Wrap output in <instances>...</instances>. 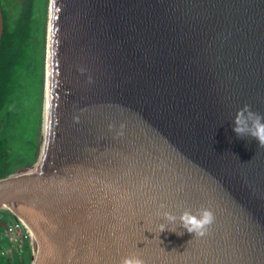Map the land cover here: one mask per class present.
<instances>
[{
  "label": "water",
  "instance_id": "water-1",
  "mask_svg": "<svg viewBox=\"0 0 264 264\" xmlns=\"http://www.w3.org/2000/svg\"><path fill=\"white\" fill-rule=\"evenodd\" d=\"M46 18L42 144L0 179L30 264H264V148L232 121L264 115V0H48ZM161 204L215 222L159 233Z\"/></svg>",
  "mask_w": 264,
  "mask_h": 264
},
{
  "label": "trees",
  "instance_id": "trees-1",
  "mask_svg": "<svg viewBox=\"0 0 264 264\" xmlns=\"http://www.w3.org/2000/svg\"><path fill=\"white\" fill-rule=\"evenodd\" d=\"M46 4L47 0H0V179L37 158ZM3 225L0 220V230ZM0 248L5 251L0 264H30L28 240L13 243L3 238Z\"/></svg>",
  "mask_w": 264,
  "mask_h": 264
},
{
  "label": "clouds",
  "instance_id": "clouds-1",
  "mask_svg": "<svg viewBox=\"0 0 264 264\" xmlns=\"http://www.w3.org/2000/svg\"><path fill=\"white\" fill-rule=\"evenodd\" d=\"M233 132L237 138H250L257 142L258 147L264 148V115L251 110V107L245 104L238 109L233 118ZM165 206L161 204L158 212L164 223L160 224V232L168 230L176 232V235H183V232L169 230V224H178V226L188 233L193 234V238H202L208 234L209 229L215 222L213 212L206 207L198 209H184L179 216L173 215L169 211H164ZM175 251V250H173ZM119 264H144L143 259L135 254L130 253L121 257Z\"/></svg>",
  "mask_w": 264,
  "mask_h": 264
},
{
  "label": "rangeland",
  "instance_id": "rangeland-1",
  "mask_svg": "<svg viewBox=\"0 0 264 264\" xmlns=\"http://www.w3.org/2000/svg\"><path fill=\"white\" fill-rule=\"evenodd\" d=\"M47 6H48V0H47V4H46V17H47ZM45 17V32H46V22H47V18ZM43 80H44V68H43ZM42 92H43V87H42ZM42 108V106H41ZM42 131V129H41ZM39 141H40V145H41V132L39 129ZM38 153V151H37ZM38 156V154H37ZM3 211H7V210H0V220L2 221V223L4 224L3 226L5 227V229L10 230L12 233V237L10 238V241H12L13 243H17L20 242L22 240H28V236L26 234V230L24 228L23 232L21 230V227L19 225V223L16 221L15 217L12 216L11 214L3 212ZM24 225V224H23ZM6 230H4V235ZM29 242V241H28Z\"/></svg>",
  "mask_w": 264,
  "mask_h": 264
},
{
  "label": "built area",
  "instance_id": "built-area-1",
  "mask_svg": "<svg viewBox=\"0 0 264 264\" xmlns=\"http://www.w3.org/2000/svg\"><path fill=\"white\" fill-rule=\"evenodd\" d=\"M15 219H16V218H15ZM16 221L19 223V225H20L22 228H24V229L26 230L25 226L23 225V223H22L21 221H19V220H17V219H16ZM4 230H6V229H5V227L3 226V227L1 228V230H0V240H2L3 238H8V239L10 240V238L12 237V233H11V231L7 229L6 232H5V235H4ZM25 232H26V234H27V236H28V240H29V233L27 232V230H26ZM4 253H5V251H3V250L0 248V256H2Z\"/></svg>",
  "mask_w": 264,
  "mask_h": 264
},
{
  "label": "bare ground",
  "instance_id": "bare-ground-1",
  "mask_svg": "<svg viewBox=\"0 0 264 264\" xmlns=\"http://www.w3.org/2000/svg\"><path fill=\"white\" fill-rule=\"evenodd\" d=\"M42 139H43V130L41 131V144H42ZM25 228H26V226H25ZM26 230H27V228H26ZM27 232H28V230H27Z\"/></svg>",
  "mask_w": 264,
  "mask_h": 264
}]
</instances>
